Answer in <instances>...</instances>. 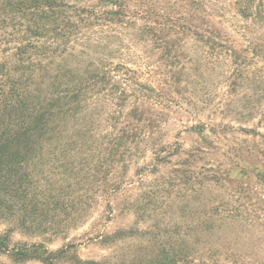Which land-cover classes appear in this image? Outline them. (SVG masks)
Instances as JSON below:
<instances>
[{
  "label": "rangeland",
  "instance_id": "374dc122",
  "mask_svg": "<svg viewBox=\"0 0 264 264\" xmlns=\"http://www.w3.org/2000/svg\"><path fill=\"white\" fill-rule=\"evenodd\" d=\"M20 53L83 94L0 264H264V0H0V79Z\"/></svg>",
  "mask_w": 264,
  "mask_h": 264
},
{
  "label": "trees",
  "instance_id": "16d2710c",
  "mask_svg": "<svg viewBox=\"0 0 264 264\" xmlns=\"http://www.w3.org/2000/svg\"><path fill=\"white\" fill-rule=\"evenodd\" d=\"M16 57L12 69H7L0 79V204H6L7 198L14 203L22 190L26 192L23 181L28 176V166L37 152L49 147L57 137L60 140L68 116L76 112L83 94L82 83L69 84L65 76L55 78L57 83L46 80L53 61L46 64L44 56L35 59L20 53ZM8 71L18 76L11 77ZM31 85H35L34 91L27 94L24 88ZM43 87L50 88V93L44 95L47 89ZM0 216L7 215L0 211ZM210 234L208 226L197 231L198 237H211ZM4 244L0 239V249L5 250Z\"/></svg>",
  "mask_w": 264,
  "mask_h": 264
}]
</instances>
